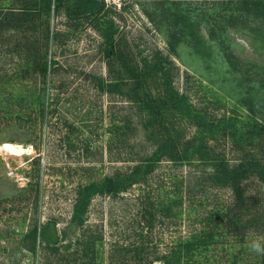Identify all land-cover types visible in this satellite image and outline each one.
I'll return each instance as SVG.
<instances>
[{"label": "rangeland", "instance_id": "obj_1", "mask_svg": "<svg viewBox=\"0 0 264 264\" xmlns=\"http://www.w3.org/2000/svg\"><path fill=\"white\" fill-rule=\"evenodd\" d=\"M103 1L108 11L106 19L116 27V42L134 52L138 61L148 62L154 55L165 58L166 67L171 68L172 85L198 110L212 118L230 115L243 120L246 104L264 95V29L227 9L217 11L219 1L173 0V12L181 16L176 24L180 34L174 45L176 54L166 40V25L156 28L145 14L147 2ZM66 12L67 2L60 12L51 11L47 44L44 38H38L37 48L45 52L49 66L44 83L37 75L20 78L22 67L28 63L26 40L35 39L32 31L18 36L12 30L5 31L0 44V104L6 105L3 98L7 94L25 99L9 106L13 118L4 116L5 109L0 108V232L9 235L0 237V264H57L42 238L37 239L34 256L19 247L20 235L35 219L40 226L55 221L61 254L73 252L79 238L92 234L101 237L96 247L98 263H120L124 248L140 242L150 252L149 258H155L174 239L188 234L197 215L191 209L197 207L200 214L215 202H230L231 192L198 191L194 187L195 164H177L163 158L145 184H134L114 197L95 194L84 223H74L79 188L129 169L141 156L150 154L153 146L130 134L120 150L117 127L130 118L132 122L126 127L132 129L137 122L135 109L124 97L98 89V79L104 83L112 79L103 36L89 18L73 19ZM207 18L216 23L214 36L208 31ZM219 35L236 70L223 56L216 39ZM38 99H43V114ZM172 126L183 133V139L192 137L195 130L186 120H174ZM5 142L17 144L22 151L7 149ZM218 148L225 149L227 158H233L229 143L220 142ZM130 156L134 158L129 160ZM31 181L34 189L27 188ZM180 184L191 190L184 194L183 208L188 214L167 218L152 207L153 198L162 194L161 187L172 190ZM250 186L264 200V186L255 182ZM199 200L204 201L202 206L196 204ZM65 245L70 246L67 249ZM83 258L80 263L84 264L87 257ZM153 264L161 263L156 260Z\"/></svg>", "mask_w": 264, "mask_h": 264}, {"label": "trees", "instance_id": "obj_2", "mask_svg": "<svg viewBox=\"0 0 264 264\" xmlns=\"http://www.w3.org/2000/svg\"><path fill=\"white\" fill-rule=\"evenodd\" d=\"M217 1V11L227 9L264 29V0ZM66 2L68 16L73 19L89 18L103 36L108 72L112 79L105 83L98 79V89L124 97L135 109L133 117L137 122L134 121L133 128L126 127L132 122L130 118L123 120L125 125L117 127L120 150L125 147L130 134L141 137V142L145 140L148 145L153 146L150 154L141 156L129 169L116 171L99 182L92 181L79 188L74 206V223L78 226L84 223L90 200L95 194L114 197L134 184H145L163 158L177 164L191 163L197 167L194 187L201 192L207 189H229L230 202H215L200 214L197 213V207L191 209V212L195 211L197 214L192 220L193 227L188 234L174 239L159 256L149 258L150 252L140 242L133 247L124 248L123 257L117 264H153L156 260L161 264H264V200L250 186L252 182L264 186V95L258 96L253 103L246 104L247 115L243 120L230 115L212 118L207 112L198 110L185 93H180L172 85L171 68L166 67L168 62L165 58L154 55L149 63L146 59L140 62L134 52L116 42V27L111 19H106L108 11L103 0H0V44L4 42L3 35L8 30H12L16 36L20 32L32 31L35 36L32 41L26 40L29 42L27 47L20 45L21 48L24 47L25 59L28 61L27 67H22L20 78L26 79L32 74L45 82L49 66L45 52L42 53L37 48L38 38H44L45 45L47 44L49 15L53 10L60 12ZM143 2H147V7H143V10L155 27L166 25V40L176 54L174 45L180 36L176 24L181 16L173 12L175 2ZM166 3L168 5L165 7ZM217 11L213 13L221 16ZM174 16L177 18L174 19ZM207 20L208 31L214 36L216 23L214 21L212 24L210 18ZM216 39L221 44L224 58L236 70L231 53L223 47L224 38L219 35ZM18 44L15 43V46ZM50 63L54 61L51 60ZM0 95H3L1 91ZM3 101L6 105L1 103L0 108L5 109L4 116L13 118L9 106H13V103L21 104L25 99L7 94ZM38 106L43 114V99H38ZM177 119L186 120L194 126L192 137L183 139V133L173 129V121ZM211 142L214 144H210ZM220 142L230 144L229 150L233 153V158H227L225 149L218 148ZM133 158L130 156L129 160ZM27 188H35L32 181ZM189 188L183 184L179 187L175 185L172 190L161 187L162 194L153 198L152 207L167 218L187 215L188 211L184 212L183 204L184 194L191 191ZM191 199L193 201L192 197ZM203 202L199 200L196 204L202 206ZM148 213L153 214L152 211ZM8 236L7 233L0 232L1 238ZM20 236L19 247L30 256L37 253V239L42 238L47 243L46 249L50 251V256L57 258V264H70L71 261L73 264H83L80 263L83 257H87L84 264H101L97 262L99 247L96 248L101 239L99 235L90 234L84 239L79 238L78 247L65 254L60 253L58 242L51 241L49 222L40 226L38 219H35ZM79 245L82 247L79 248ZM69 246L64 247L68 249ZM255 248L261 251H256Z\"/></svg>", "mask_w": 264, "mask_h": 264}, {"label": "water", "instance_id": "obj_3", "mask_svg": "<svg viewBox=\"0 0 264 264\" xmlns=\"http://www.w3.org/2000/svg\"><path fill=\"white\" fill-rule=\"evenodd\" d=\"M49 231L51 233V241L52 242H57L58 240V233L56 230V224L54 222H50L49 223Z\"/></svg>", "mask_w": 264, "mask_h": 264}, {"label": "bare ground", "instance_id": "obj_4", "mask_svg": "<svg viewBox=\"0 0 264 264\" xmlns=\"http://www.w3.org/2000/svg\"><path fill=\"white\" fill-rule=\"evenodd\" d=\"M3 146L6 147L7 149L11 150V151H14V152H15V151H18V152L22 151L21 148H17V147H18L17 144H13V143L5 142V143L3 144Z\"/></svg>", "mask_w": 264, "mask_h": 264}, {"label": "clouds", "instance_id": "obj_5", "mask_svg": "<svg viewBox=\"0 0 264 264\" xmlns=\"http://www.w3.org/2000/svg\"><path fill=\"white\" fill-rule=\"evenodd\" d=\"M255 250H256V251H261V249H259V248H255Z\"/></svg>", "mask_w": 264, "mask_h": 264}]
</instances>
